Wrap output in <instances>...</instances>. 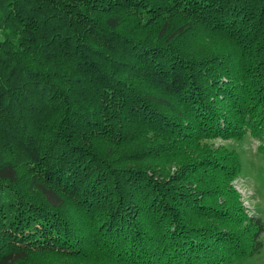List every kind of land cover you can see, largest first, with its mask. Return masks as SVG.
Masks as SVG:
<instances>
[{"label":"trees","instance_id":"16d2710c","mask_svg":"<svg viewBox=\"0 0 264 264\" xmlns=\"http://www.w3.org/2000/svg\"><path fill=\"white\" fill-rule=\"evenodd\" d=\"M248 132L264 0H0V264L260 255L240 159L207 145Z\"/></svg>","mask_w":264,"mask_h":264},{"label":"rangeland","instance_id":"374dc122","mask_svg":"<svg viewBox=\"0 0 264 264\" xmlns=\"http://www.w3.org/2000/svg\"><path fill=\"white\" fill-rule=\"evenodd\" d=\"M262 135L257 136L253 135L252 132H248L241 139L217 138L209 140L207 145L211 147L210 150L223 148L236 153L241 162V170L232 186L240 195L246 214L260 217L264 221V134ZM18 169L19 175L23 179L20 180L23 182L24 180L29 182L33 174L37 172V169L35 171L30 166H20ZM19 185L23 189L28 186H25L24 183H19ZM67 210L70 211L68 206ZM262 240L264 243V234ZM240 264H264V250L260 255Z\"/></svg>","mask_w":264,"mask_h":264}]
</instances>
